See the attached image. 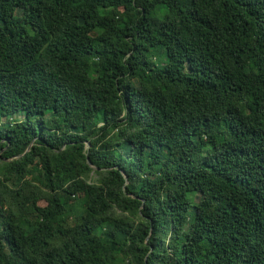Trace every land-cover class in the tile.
<instances>
[{
  "label": "trees",
  "instance_id": "trees-1",
  "mask_svg": "<svg viewBox=\"0 0 264 264\" xmlns=\"http://www.w3.org/2000/svg\"><path fill=\"white\" fill-rule=\"evenodd\" d=\"M0 264H264V0H0Z\"/></svg>",
  "mask_w": 264,
  "mask_h": 264
},
{
  "label": "water",
  "instance_id": "water-1",
  "mask_svg": "<svg viewBox=\"0 0 264 264\" xmlns=\"http://www.w3.org/2000/svg\"><path fill=\"white\" fill-rule=\"evenodd\" d=\"M88 145V144H87ZM28 150V149H27Z\"/></svg>",
  "mask_w": 264,
  "mask_h": 264
}]
</instances>
